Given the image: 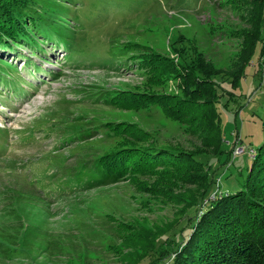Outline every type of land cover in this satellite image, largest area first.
I'll list each match as a JSON object with an SVG mask.
<instances>
[{"label": "rangeland", "instance_id": "obj_1", "mask_svg": "<svg viewBox=\"0 0 264 264\" xmlns=\"http://www.w3.org/2000/svg\"><path fill=\"white\" fill-rule=\"evenodd\" d=\"M38 4L51 20L56 13L60 18L72 15L74 4L82 6L90 31H82L80 37L97 35L111 43L122 60H115L117 68L62 65L68 50L55 44L54 26L49 31L38 21L40 28L31 24L28 38L15 46H10L0 29V56L17 66L5 79L0 77V156L30 157L25 169L18 170L21 175L13 174L15 179L24 180L25 172H45L50 167L46 151L58 132L48 135L43 129L84 113L88 122L102 123L104 131L97 134L93 146L85 144L75 151L111 152L124 174L119 183L78 193L54 206L24 188L22 210L32 225L25 239L28 249L21 248L10 259L0 253V264H135V250L149 251L166 232L161 258L154 264H168L170 251L164 249L192 213L204 186L196 178L192 182L189 175L197 171V165L189 166L186 160L184 166L153 163L142 154L170 149L196 152L203 145L198 130L210 140L217 131L195 118L190 119L192 125L173 120L159 105L149 104V96L181 95L178 83L191 76V62L208 72H240L260 35L264 0H38ZM260 50L259 45L238 85L217 77L224 154L220 161L204 159L205 164L214 165L215 193L241 185L251 152L264 141ZM165 71L177 76L166 78ZM85 95L91 101H83ZM172 98L163 97L172 106L179 103ZM237 146L245 152L235 156ZM209 152H214L212 146ZM6 173L0 170L2 182L9 177ZM12 220L0 212V230L19 241V234L8 230ZM51 243L59 244L54 253Z\"/></svg>", "mask_w": 264, "mask_h": 264}, {"label": "trees", "instance_id": "obj_2", "mask_svg": "<svg viewBox=\"0 0 264 264\" xmlns=\"http://www.w3.org/2000/svg\"><path fill=\"white\" fill-rule=\"evenodd\" d=\"M74 6L72 15L69 13L68 17L64 15L67 18H60L59 13H56L51 20L48 15L42 14L38 0H0V29L7 36L6 40H10V46H15L23 43V38H28L26 30L31 24L38 26V21L39 24L48 26V29H51L49 31H52L54 26L56 30L53 29V32L57 35L55 44L68 50L62 65L66 63L78 68L95 65L117 68L115 60L118 62L122 59L114 51L111 43L99 39L97 35L91 38L80 37L82 31H90V23L88 24L89 20L82 12L83 7L80 8L76 4ZM262 13L263 18L259 22L260 27L258 26L260 35L254 40V52L236 75L201 70L191 62V68L188 70L191 76L181 78L178 83L181 95L158 92L149 96V104L159 105L173 120L192 125L194 121L190 119L195 118L197 123L205 122L217 131L214 140H210L204 139L203 131L198 130V137L203 145L199 146L196 152L170 149L166 150L168 152L151 150L142 154L141 158L153 163L184 166L187 164L183 160H186L189 166L197 165V171H192L189 175L192 182L196 178L201 180L204 186L192 204V213L176 236L170 237L172 241L169 247L166 246L164 249L170 251L167 255L168 264H264V141L259 148L251 152L252 160L247 166V176L235 190L215 193L216 182L212 176L214 165L210 162L207 165L204 162V159L209 157L220 161L224 154L217 77L224 76L236 86L245 76L246 68L257 53L259 45L260 59L264 56V9ZM68 19L73 20V24ZM38 27L40 28V25ZM16 67L15 63L0 56L2 79L17 70ZM164 74L166 78L171 75L177 76L174 71H165ZM166 95L179 99V103L175 106L166 103L163 99ZM83 99L91 101L86 95ZM105 99L109 102V96H105ZM208 110L209 114L205 113ZM63 117L67 118L66 115ZM89 120L88 115L77 113L71 118L68 116L60 125L52 123L48 126L49 130L42 128L48 135H53L54 131L58 132L52 147L46 151L50 167L43 173L25 172L24 180L15 179L14 175H21L20 171L29 164L30 157L24 159L0 156V170H5L9 176L8 178L4 176V182L1 181L3 178L0 179V212L13 217L12 223L15 226L10 223L8 230L16 231L20 238L19 241L14 240V237L5 234V230H0V253L5 258H13L21 248L28 249L25 239L32 225L28 224L22 210L25 189H29L32 196L41 199L46 205L54 206L78 193L116 184L122 180L124 173L115 166L117 155L111 152L102 154L98 148L96 150L98 153L82 152L83 149L75 151L77 147L80 149L85 144L93 146L97 134L104 131L102 123L88 122ZM211 146L214 149L213 153L209 152ZM172 158L173 160H169ZM231 159L232 152L226 159L227 165L231 163ZM19 169L21 170L18 172ZM166 233L157 237L154 247L149 251L141 252L140 248L136 249L132 263L147 264L149 261L148 263L154 264L161 258L160 252L168 237L163 238ZM139 235L144 237L142 233ZM133 240L137 244L138 240ZM57 245L59 246L58 243ZM57 245L49 244L50 252L54 253Z\"/></svg>", "mask_w": 264, "mask_h": 264}, {"label": "built area", "instance_id": "obj_3", "mask_svg": "<svg viewBox=\"0 0 264 264\" xmlns=\"http://www.w3.org/2000/svg\"><path fill=\"white\" fill-rule=\"evenodd\" d=\"M244 152H245V149L242 146H237L236 149H235V151H234L235 156L236 155H240V154H242Z\"/></svg>", "mask_w": 264, "mask_h": 264}]
</instances>
